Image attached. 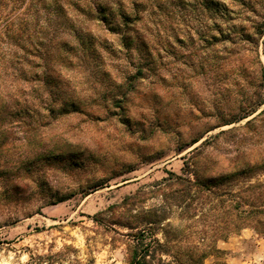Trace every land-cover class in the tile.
<instances>
[{"label": "rangeland", "instance_id": "374dc122", "mask_svg": "<svg viewBox=\"0 0 264 264\" xmlns=\"http://www.w3.org/2000/svg\"><path fill=\"white\" fill-rule=\"evenodd\" d=\"M121 2L138 16L131 30L109 31L70 8L53 17L48 37L64 42L54 54L70 63L55 61L50 83L40 67L38 83L20 85L33 113L12 127L4 159L33 164L0 176V264H128L135 229L121 223L158 213L163 200L120 207L126 196L185 174L186 160L207 174L264 162V103L254 104L264 98V0ZM34 128L42 133L32 138L25 130ZM250 183H264V169L229 188ZM214 204L195 199L183 215L170 205L151 227L160 242L166 232V262L203 252V264H264V235L233 229Z\"/></svg>", "mask_w": 264, "mask_h": 264}, {"label": "trees", "instance_id": "16d2710c", "mask_svg": "<svg viewBox=\"0 0 264 264\" xmlns=\"http://www.w3.org/2000/svg\"><path fill=\"white\" fill-rule=\"evenodd\" d=\"M69 8L82 15L80 16L82 21L96 20L103 23L109 31H121L123 28L131 30V23L138 19L136 13L125 11L121 0H0V176L5 173L18 174L22 165L29 167L33 164L31 159L12 164L5 160V155L13 147L7 145V138L14 125L25 123L24 119H30L33 113L30 108H24L22 105L26 100H21L24 90L20 85L38 83L40 67L46 70L42 75L43 83H50L54 70L52 64L55 61L60 62V65L70 63L67 58L54 54L55 51L63 49L64 42L56 40L55 35L48 37L52 18L65 17L66 9ZM119 39L124 46L129 43V36L126 33L120 34ZM40 61H43L42 64ZM260 71L264 79L262 66ZM263 103L264 98H260L254 104ZM70 107L71 110H76L73 104ZM66 109L63 107L60 112H69ZM49 111L53 113V109ZM254 111L255 109L250 108L246 113L251 114ZM263 112L264 108L260 113ZM235 121L237 118L222 124ZM38 126L43 127L44 124ZM28 127L32 126L29 124ZM38 129L25 131L31 130L30 136L35 138L42 133V131L38 133ZM200 138L201 136H198L190 143L194 144ZM204 144L206 140L200 145ZM199 147L191 150L194 153L192 157L199 154ZM257 168L264 169V162L251 161L242 167L235 163L228 170L207 174L209 167H200L197 160H186L185 174L168 172V176L154 189L148 191L140 189L126 196L120 207L128 204V201L132 204L143 202V199L152 198L155 194H159L163 200L158 213L154 209H142L133 214V220L121 223L129 229H135L129 234L130 240L126 242L128 264H168L163 258V255L171 256L166 232L161 229L164 241L160 242L154 236L151 227L165 219V211L170 205L179 208L183 215L188 213L192 202L198 198L210 203L215 200L214 208L224 209L231 219L233 229L248 227L264 235V183H250L241 191L229 188L238 177L248 175ZM142 224L145 226L140 228ZM148 236L150 238L146 240ZM205 254L202 252L196 256H189L185 264H203ZM176 264L183 262L177 261Z\"/></svg>", "mask_w": 264, "mask_h": 264}]
</instances>
